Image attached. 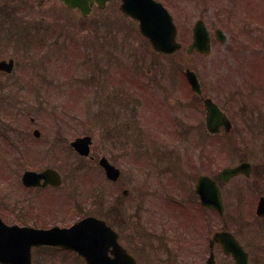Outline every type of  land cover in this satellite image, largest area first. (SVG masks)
Wrapping results in <instances>:
<instances>
[{"label": "flooded vegetation", "instance_id": "af4514ba", "mask_svg": "<svg viewBox=\"0 0 264 264\" xmlns=\"http://www.w3.org/2000/svg\"><path fill=\"white\" fill-rule=\"evenodd\" d=\"M120 1L110 0L102 8H99L96 5L97 3L94 2L91 6V14L85 18L81 16L78 10H75V12L78 14L80 21L85 22L94 13H103L108 6H112L108 13L100 15L94 21L95 26L122 29L124 25H129L133 28L134 33L123 36V40H118L120 36H117L118 41L127 42L135 38L146 41L138 35L137 22L120 11ZM176 1L178 5L177 13L181 22H186L188 27H191L195 21L201 20L208 31L212 54L217 58H219V55H223L219 59H222L220 61H222L224 67L216 69L215 81L208 79L203 81L201 73L199 74L194 70L201 84L202 94L198 96L192 92L189 86L184 84L183 57L185 52L183 50L173 54L176 57L174 62H157L153 64L157 66L154 72L160 74L150 80H146L145 76L142 78L140 73L137 77H131L130 80L121 83L118 81L119 75L116 72L118 83L110 85L111 89L109 90L112 97L110 103L113 123L111 121V131H105L101 135L103 140H110V142L109 145L106 142L99 144L96 157L91 156L89 158L90 161L95 162V160L99 161L101 157H106L112 166L121 170L120 178L116 182H109L103 178L102 172H99L101 177L103 175L102 181L108 183V188H104V184L99 179L98 183L100 185L97 187L95 194L101 200L98 207L105 210L103 212H92L86 206L87 202L78 201L79 198L76 196L72 197L69 186L64 185L65 181L60 173L61 182L57 186L53 185L54 180L47 181L46 184H44V180H40L38 184L26 185L21 179L23 171L17 174L10 170L13 177L11 178L7 177V167H0V222L2 224L6 227L45 231L54 227L68 228L78 220L95 217L98 220H103L107 226L117 233L119 227L122 230L123 226L124 229H127L129 220L119 217L118 212H116L119 199L116 185L119 182L124 184V171L129 174L130 183L138 185L140 191L142 186L145 188L150 186L151 182H154L156 184L153 185L159 186L167 196L168 184L177 189L178 186L182 185V182H185L188 184L187 187L191 188L200 176L198 171H194L195 167H175L172 163H167V153L169 152L173 156L175 149L166 147L165 141L215 138V134L208 133L204 125L205 111L202 106V98L204 97L211 98L231 123V129L224 132L220 128V131L216 134L219 135L217 137L226 139L232 134L233 138L241 139L249 136L250 141H257L260 148L264 149V0H187V11L192 10L191 20H186L184 17L183 0H174V2ZM44 3L45 0H39L35 4V8L42 12H48L43 9ZM8 22L12 23L9 20ZM39 23L47 24V27L53 25L48 23L44 16H41ZM44 38L41 37V39ZM188 38V32L179 34V39L183 43ZM119 53H111L104 61V64L111 66V70L115 67L119 69V66L129 65L133 66L129 69L131 73L136 63L137 67L135 68L139 71H141L142 66H145L146 71H150V67L145 65L146 63L150 65V62L146 61L144 54L139 56V54L135 55L133 51L122 52L124 53L122 55L126 56L122 60ZM194 54L199 53L194 52ZM101 64L103 65V61H101ZM222 72L223 78L221 77L219 80V75ZM0 74L2 75L0 76V91H4L10 85H15L13 83L15 78L11 79L12 75ZM164 78L169 80L176 78L179 83L174 86L172 84L164 86L158 83ZM152 106L154 109H152ZM122 107L127 108L126 116L116 112ZM139 107L142 110V119L139 116L141 115ZM147 107L148 114L152 113L151 109L155 112L146 120L144 109ZM3 108L0 103V118ZM182 111L186 114L178 116ZM199 111L203 115L200 120L196 117V113ZM99 114V118H101L102 112L100 111ZM190 116L195 117L194 120L190 119ZM237 122H239L238 126ZM234 132L237 134H233ZM151 140H160L156 152L160 161L155 163L141 162L151 150ZM13 146L20 147L21 153L34 152L36 154L42 149L45 154H62L64 156L70 152V135H67L66 132H39L34 136L30 133L20 132L16 134L14 140L8 141L6 133L0 131L1 162L4 161L2 157L5 159L6 148ZM232 150L235 153L243 152V142H236ZM210 152H213V147ZM82 159L87 160V158ZM171 160L172 158L169 161ZM92 162L90 165L84 164L80 167H100L98 163L92 164ZM55 167L71 166L67 164H46L41 165L35 171L41 172ZM251 172L252 167L250 174H238L225 182L217 179L218 176L217 178L213 177L214 174L207 175L217 182L223 205L221 214L214 209H211L208 214H212L213 217L217 215L222 220L227 215L230 219L231 204L236 197L235 187L233 188L231 185L235 183V180L238 183L240 196L242 193H246L248 186L254 187L253 193L256 195L255 207L257 208V203L261 199L264 200V181L251 182L249 180ZM134 173H136V176ZM158 180L160 183H158ZM131 193V190H129L125 198L134 200L137 195L130 197ZM191 194L196 197L193 190ZM108 196L111 201H107L106 204H109V206L107 205L104 208V198ZM256 208L252 216L255 220L254 236L257 238L256 243L252 245L248 242L249 244H246L247 240H244L243 232L236 234L234 231L229 230L228 224L224 222L226 219H224L221 228L213 230L208 238V255L204 260V264L208 260H211V264H235L232 252L227 250L228 244L224 241L225 237L222 239L223 235H216L218 232H228L237 240L246 253L247 264H264V213L258 216ZM159 218L165 222L167 213L162 212ZM2 224L1 228H3ZM242 230L243 228L240 231ZM3 234L0 236V251H3L0 252V264H85V259L81 255L62 244H32L36 240L29 235L16 234V229L15 231L5 230ZM164 244L154 248V253L152 251L153 246L149 244H143L140 248H138L140 245L134 244L123 246L136 264H173L169 260L170 256L166 255L171 251H181L179 250L180 245L175 244L171 247L169 244ZM111 250L112 246L103 257L114 258L115 254ZM180 253L184 254L183 252ZM28 256L29 259H27Z\"/></svg>", "mask_w": 264, "mask_h": 264}, {"label": "rangeland", "instance_id": "374dc122", "mask_svg": "<svg viewBox=\"0 0 264 264\" xmlns=\"http://www.w3.org/2000/svg\"><path fill=\"white\" fill-rule=\"evenodd\" d=\"M39 0H2L0 3V37H11L9 39L11 44L2 45L0 48V58H7V57H14L17 61V69L13 72L11 79L15 78L13 82L15 85H10L4 91H0V103L4 107L2 109L1 118H0V131L5 132L8 136L7 132H26L32 133L33 128H37L39 131L43 133H56V132H66L67 135H70L71 141L79 136H82L86 133H92L93 136V155L94 153H98L99 144L103 142L108 143L106 139L103 140L101 136L107 128V124L100 123L98 128L96 127L97 122H95L96 113L95 108L91 106L90 108V115L92 116L89 118L87 115L84 116V112L82 107L86 104V97L79 99L78 94L74 91L70 90H77L70 88V90H66V95L60 94L61 92L56 91H28L24 90L25 99L22 96V92L20 91L19 86V79L27 80L32 77V74L35 75L42 67L46 66V61L41 62V60L46 59L45 57H41L39 52H28L22 45H16L15 41H18L17 37L22 35L32 34V35H45L47 33L46 27L47 24L43 25L39 23L41 16L45 17V20L48 23L53 24L54 31H62L63 35H67L73 38H79L86 43L87 49V57L89 59V67L91 66V60H95L96 58L105 57V55H99L95 52L102 53L97 51L95 48L104 44L102 51L112 52L114 48H116L115 52H120L119 56L123 60L126 58L125 55H122L128 49H132L134 47V52L136 54H144L146 61L155 59L153 64L160 62L165 63L168 61H175V58L171 59H164V57L149 56V48L145 43L140 42L141 39H131L129 41H125V44L121 41L116 42L115 44L106 43L104 42V38L112 39L116 33L115 29L112 27H104V26H95L96 23L94 22L100 15H105L108 13L112 6H108L106 11L103 13L100 12L99 14L94 13L91 16V19L87 22H81L80 18L77 13L74 11H69L64 9L60 3L56 0H45L44 3V10L48 12H42L39 9L35 8V4H37ZM170 9V12H173L178 8L177 1L174 0H162ZM187 0H183V8L186 13V20L190 19L192 15V10L190 9V13L187 11ZM169 4V5H168ZM112 5V4H111ZM18 11H14V10ZM12 15V16H11ZM114 15V14H113ZM10 16V18H8ZM12 21V24L3 25V20ZM14 21L20 22L15 23L17 25L14 26ZM93 21V22H92ZM175 22L180 23V33H187L188 26L181 22L180 17H176ZM33 23V24H31ZM5 24V23H4ZM123 27H129V30H123L118 34L120 35L118 40H122V35H129L133 34V28L129 25H124ZM116 28V27H115ZM120 28V27H118ZM113 30V31H112ZM98 31L100 33H98ZM56 33V34H57ZM53 34V31L51 32ZM98 37L96 40L95 37ZM96 40V42H95ZM39 41H42L39 38ZM133 42V43H132ZM70 44L71 48V56L73 59H76L77 54L79 52V48L81 47L79 43H67L66 46ZM118 44V46H117ZM19 46V47H18ZM21 47V48H20ZM19 48V49H18ZM223 55H219V58ZM106 57H109L106 55ZM136 58V57H134ZM47 60V59H46ZM196 60V64L199 66L200 75L204 81L212 80L215 81L217 68H223L224 65L222 64L221 59L210 55L209 58L198 57L195 59H186V64H191L193 61ZM218 60V61H217ZM50 61V60H48ZM120 61V60H119ZM123 62V61H122ZM127 62V61H125ZM136 62V61H135ZM75 66L77 65V60L74 62ZM149 63H146L147 65ZM151 65L152 71H149L147 75L143 73L145 71V66H142L141 70V77L145 76L146 80H150L153 77H157L160 73L154 72L156 65ZM196 66V65H195ZM137 67L136 63L135 66ZM52 71V66L48 65V73ZM55 71H59L55 69ZM61 71V70H60ZM94 72V70L92 69ZM120 71L121 83H124L127 79L123 77ZM100 72V71H99ZM105 72V68L102 69V73ZM150 74V75H148ZM0 76H2L0 74ZM76 77V76H75ZM223 78V72L219 75V80ZM9 79V80H11ZM8 80V81H9ZM145 80V81H146ZM32 80H30V83ZM152 83V82H151ZM162 85L172 84L173 86L179 83L176 78L169 80L167 78L161 79ZM172 86V87H173ZM95 91V90H94ZM94 93L93 91H90ZM100 91H98V94ZM96 94V93H95ZM103 97L108 95L104 92ZM97 97V95H96ZM63 101H67L70 103V107L67 108L66 106L59 107L56 104V101L59 103ZM96 100V99H95ZM92 101V99H91ZM54 106L58 107L56 109ZM89 106V105H88ZM140 108V107H139ZM151 109V107H149ZM98 109H101L99 106ZM103 114L107 118H111L112 109L108 106H103ZM148 107L144 109V116L151 117L153 112H155L154 107L152 106L151 112L148 114ZM82 110V114H81ZM126 107H122L118 109L116 112H120L123 116H126ZM141 110V108H140ZM69 113V114H68ZM80 113V114H79ZM140 118H143L142 110H141ZM57 114H61L60 117ZM186 113L182 111L179 113L178 116H184ZM56 117V118H55ZM196 117L198 119H202L203 115L199 112L196 113ZM30 118L35 119V124L32 125L30 123ZM195 117L190 116V119L194 120ZM150 120V119H149ZM97 121V118H96ZM112 123H113V113H112ZM141 121V120H140ZM139 121V122H140ZM141 123V122H140ZM239 122H237V126ZM6 126V128H5ZM34 126V127H33ZM109 129V128H108ZM237 134V133H233ZM253 137L251 136V139ZM202 139V138H201ZM200 139V140H201ZM203 141L198 142V146L202 147V143L206 142L207 140L204 138ZM232 141L233 144L236 142H243V152H236L229 148V142ZM248 143H247V142ZM215 146V152L213 155V162L214 164L208 163V159L206 157V151L197 152L193 158L197 167L199 168L198 171H203L209 174L215 169L218 172L225 166L234 165L238 163L240 160L247 161L251 164L252 172L251 177L249 180L251 182L255 181H264V149L260 148L259 144L255 140L250 141V137L247 136L245 138H233L232 134L229 135L228 138L225 140H214L213 141ZM200 147V148H201ZM205 148V147H203ZM7 156L4 163L7 167V177H12L11 171L14 173L19 174L21 171L26 169L37 170L40 168L41 165L46 164H55V165H62L67 164L71 167H55L58 172L62 175V179L65 181L64 185L69 186L70 195L78 197V201L87 202L86 206L90 208L92 212H103L98 206L101 204V200L94 197V191L97 190V187L100 185L99 179L101 183L104 184V188H108V183L102 181V177L98 172L97 167H73V166H80L83 165V162L79 160V158L70 150L69 153L62 156V154H45V152L40 149V151L32 153H21V148L18 146H13L11 148H6ZM5 152V153H6ZM32 155V156H31ZM185 158V157H184ZM184 158L182 162H184ZM189 162V161H188ZM186 162V164H188ZM86 165H90V161H85ZM94 164V162H92ZM194 165V166H195ZM136 176V173H134ZM235 180V179H234ZM238 180V179H237ZM123 182L125 187L131 190V196H135V199H123L122 197L117 201V215L119 217H123L129 220V225L127 229L123 230L119 227V235H120V243L124 246L127 245H140V248L143 244L152 245V251L154 253V248H157L161 245H165L164 243L167 242L172 247V245H180L181 251L177 252H168L166 256H170L169 260L172 261L173 264H204V260L208 255L207 249V240L211 235L212 231L215 229H220L221 225L224 222L228 224V229L234 231L236 234H241L243 232V236L245 237L244 240L246 244L250 242L252 245L256 243V237L254 236L255 230V220L253 219V213L255 211L256 206V195L253 193L254 187L248 186L246 189V193H242L241 196L239 195L238 190V183L235 180L231 186L236 190V197L235 201L231 204V214L230 219H228L227 215L225 218L219 219L217 215L208 214L204 212H199L197 209L194 210V217L189 218L185 213V221L187 223L193 224L192 231L185 230L182 232H186L187 238L184 236H176L174 233L170 235V237L166 240V238H162L160 236V232L156 230L157 227H160L161 219L159 216L164 209L165 203L171 204L170 207L167 208L168 213L175 212L176 210L181 211V202H183V198H186L185 192L179 193L176 195V198L173 199L171 195L167 196L166 200L164 199V191L159 186H154L156 184L151 182L150 186H146L145 192L142 195V191L138 189V185H132L129 180V174L124 171ZM158 183L160 181L158 180ZM160 185V184H158ZM168 191L175 193L176 188L172 185H167ZM118 191H119V187ZM264 188V183H263ZM121 192V188L120 191ZM106 195H108L106 193ZM96 196V195H95ZM107 201H111L108 197L104 198V208L109 204H106ZM172 201L173 203H170ZM185 204V203H184ZM162 207V208H161ZM186 212V210H185ZM121 213V214H120ZM247 217V218H245ZM241 228H243L242 231ZM173 231H170L172 233ZM169 233V234H170ZM188 233H193L192 236L188 235ZM148 235L150 239L145 238ZM185 238V239H184ZM241 239V237H239ZM251 246V245H250ZM183 252L184 254L180 253ZM164 254V252H162ZM159 263V262H158Z\"/></svg>", "mask_w": 264, "mask_h": 264}, {"label": "water", "instance_id": "95a60500", "mask_svg": "<svg viewBox=\"0 0 264 264\" xmlns=\"http://www.w3.org/2000/svg\"><path fill=\"white\" fill-rule=\"evenodd\" d=\"M130 1V0H129ZM65 4L68 6H73L75 4L79 5V2H70L69 0H64ZM126 4V3H125ZM131 9L129 14H131L135 19L139 21L140 31L142 34L149 38L150 43L155 51L162 52H173L178 48V45L175 42V27L172 24L170 15L162 8L160 4L155 3L152 0H131ZM124 8V7H123ZM195 47L198 49H202L205 47V44L195 43ZM13 68L12 61L6 63L5 61H0V69L5 70L6 72H10ZM187 77L192 84L194 89H197L198 85L192 73H188ZM207 109H215L213 106L208 104L206 101ZM211 115V116H210ZM209 123H213L216 119H213L212 114H209L207 119ZM224 122V120H222ZM89 143L90 139L88 137L77 138L75 139L71 145L72 147L81 155H88L89 153ZM101 164L104 166L106 175L115 180L117 177V171L110 167L105 160L101 161ZM239 166V167H243ZM239 168H235L233 170H226L222 172L221 176H229L234 174ZM41 176L44 174H36L34 172H25L23 175V181L26 184H35ZM200 179L199 181H201ZM202 205L207 206L208 195L205 192L199 191ZM216 208L221 209L220 203L218 200L216 201ZM82 230L81 241L76 240L73 243L76 245L74 248L85 256V254L89 253L90 258H86L87 264H101L103 259L91 258V252H99L100 247L104 244L107 245V240H110L109 244L113 245L116 250L121 251V253L125 256L126 264H135L134 260L126 255V253L118 246L116 242V235L108 228L104 226V224L98 220L93 218H88L80 223L74 225L68 231L64 232L58 230H51L47 232L34 231L33 237L38 239L39 242H48L47 238H51L52 234L56 236H62L66 238L67 235L71 233H76L79 235V231ZM108 233V234H107ZM109 235V236H108ZM223 235L226 238V243L229 245V250L234 254L236 259V264H246V255L242 251L241 247L238 243L233 239V237L227 233H220L218 236ZM71 242V238H67ZM72 243V244H73ZM81 244V246H79ZM98 247V249H97ZM120 264V263H118ZM207 264H211V260L207 261Z\"/></svg>", "mask_w": 264, "mask_h": 264}]
</instances>
